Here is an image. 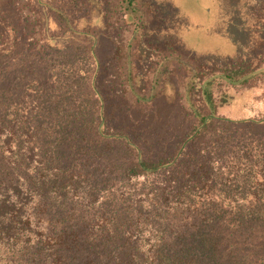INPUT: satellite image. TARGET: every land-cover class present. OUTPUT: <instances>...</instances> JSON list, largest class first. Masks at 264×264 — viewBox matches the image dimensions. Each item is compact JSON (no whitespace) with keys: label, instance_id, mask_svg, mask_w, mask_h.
Segmentation results:
<instances>
[{"label":"trees","instance_id":"1","mask_svg":"<svg viewBox=\"0 0 264 264\" xmlns=\"http://www.w3.org/2000/svg\"><path fill=\"white\" fill-rule=\"evenodd\" d=\"M70 1L102 12L85 26L31 0L41 48L0 39V264H264V114L222 111L228 89L264 87V56L193 24L214 30L220 0ZM182 35L212 61L188 67Z\"/></svg>","mask_w":264,"mask_h":264},{"label":"rangeland","instance_id":"2","mask_svg":"<svg viewBox=\"0 0 264 264\" xmlns=\"http://www.w3.org/2000/svg\"><path fill=\"white\" fill-rule=\"evenodd\" d=\"M19 1V0H18ZM43 1V0H42ZM53 4H58L59 6L71 7L74 10H71V19L75 20L77 24L82 23L85 26L92 24L96 15H99L102 12L101 6H96L95 2L90 3L88 1L83 2V7L85 11H79V9L75 8L69 4L72 3L69 0H52ZM161 2L163 5L168 4V7L171 5L170 3L172 0H155ZM215 2V0H213ZM219 2V0H217ZM223 3L218 4V11L219 16L217 20H211L212 24H216L213 27L214 30L210 29L211 24L204 25V20L199 22L198 20L194 19L193 24L201 23V29H209L210 32H213L215 40H212L211 44L213 47L219 46L218 41L222 44L223 39L221 38L226 37L228 35V39L234 40V43H231L236 49L240 51V55L244 57H252L253 60H259L261 57L264 56V0H220ZM19 3V4H18ZM16 4H11V2L6 3L1 2L4 8H2V19L6 20L7 25H0V39L9 41H13L14 46L16 44H20V48L16 49V52H22L23 49L27 47V41H33V50H38L41 48L42 45V29H44L43 23L47 22V17L38 14L37 6L32 5L31 0H22V2H18ZM173 3V2H172ZM184 6L186 4V0H184ZM220 3V2H219ZM192 4V3H191ZM6 5V6H5ZM187 5V4H186ZM194 5V4H193ZM119 5H116L113 8L111 13V19L114 20L117 18L120 22L122 21V16L120 19L116 16V10L119 9ZM189 5H187L188 7ZM113 7V6H112ZM216 7V6H215ZM0 8V9H1ZM28 16L30 18L29 22L26 23L23 17ZM54 17H51V19ZM176 18V17H175ZM45 20V21H44ZM178 23L175 25L178 27H183L186 30L189 27H195L193 24L186 26V22L180 21L179 19L176 20ZM191 23V20L189 21ZM221 23V25H219ZM208 24V23H207ZM197 26V25H196ZM196 28V27H195ZM5 32L3 33L2 32ZM10 31L14 34L10 35ZM10 35V36H9ZM15 36L17 40L15 41ZM176 43L182 51V57L186 62L187 66L194 65L195 62L201 63L206 61H212L211 54H206L209 51L203 50L200 53H197L195 50H186L185 46V36H178L176 39ZM15 41V42H14ZM210 43V42H208ZM18 44V45H19ZM205 51V52H204ZM14 53V52H13ZM26 53V52H24ZM211 53V51H210ZM122 58L118 61L119 68L121 69V83L124 84L125 87L129 89V85L127 83L129 70L131 69L132 65L127 62L125 53L121 52ZM15 56H17L15 54ZM209 58V59H207ZM134 60V59H133ZM14 62V60H10ZM169 67H181L180 62L173 60L167 63ZM168 67V68H169ZM144 71V70H143ZM178 74L176 76V81L168 82V86L165 88L166 94L162 96V101L169 105L172 103V99L179 100L183 97V94H179L180 86L183 81L182 76L179 77ZM138 83H140V78L137 79ZM134 87V85H133ZM149 87V85H148ZM151 87V86H150ZM149 89V88H148ZM148 91V90H147ZM227 100L226 104H224L223 112L229 113L233 116H243L245 114H249L251 112H262L264 114V87L257 86L255 89L245 90L244 92H235L234 89L227 90ZM133 94H127V98L125 100L126 103H134L135 105L138 103ZM135 96V95H134ZM171 101V102H170ZM177 118L175 120L176 124L178 125ZM193 118L188 116L187 120L184 117V123L189 126L191 124ZM182 120L180 122L183 125ZM183 130V129H182Z\"/></svg>","mask_w":264,"mask_h":264}]
</instances>
